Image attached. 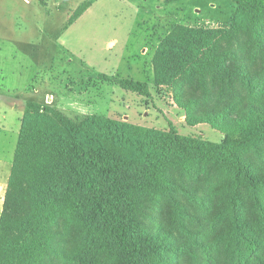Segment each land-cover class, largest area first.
I'll use <instances>...</instances> for the list:
<instances>
[{"label": "rangeland", "instance_id": "1", "mask_svg": "<svg viewBox=\"0 0 264 264\" xmlns=\"http://www.w3.org/2000/svg\"><path fill=\"white\" fill-rule=\"evenodd\" d=\"M237 13L232 0H0V226L28 103L215 143L234 114L264 110V27L244 17L233 30ZM241 159V172L197 161L171 167L169 188L144 186L137 231L152 260L236 264L238 229L264 240V141ZM66 218L6 219L0 264H123L100 223Z\"/></svg>", "mask_w": 264, "mask_h": 264}, {"label": "trees", "instance_id": "2", "mask_svg": "<svg viewBox=\"0 0 264 264\" xmlns=\"http://www.w3.org/2000/svg\"><path fill=\"white\" fill-rule=\"evenodd\" d=\"M232 1L238 8L233 30L244 17L250 20V28L264 27V0ZM90 6L81 7L69 25ZM101 77L109 80L107 75ZM119 83L131 92L150 95L146 83L130 79ZM252 108L256 111L238 112L231 124L220 127L227 137L215 143L182 135L172 125L168 131H155L101 116H69L48 105L28 103L0 235L6 219L21 216L28 208L42 215L64 212L66 221L76 227L100 223L123 264H164L152 260L137 231L144 186L169 188L171 167L197 161H215L241 172L242 152L264 141V110ZM253 233L252 229L246 234L236 231V264H264V240Z\"/></svg>", "mask_w": 264, "mask_h": 264}]
</instances>
